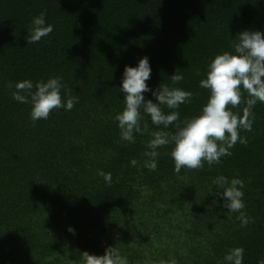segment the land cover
<instances>
[{
    "label": "trees",
    "instance_id": "16d2710c",
    "mask_svg": "<svg viewBox=\"0 0 264 264\" xmlns=\"http://www.w3.org/2000/svg\"><path fill=\"white\" fill-rule=\"evenodd\" d=\"M41 12L53 32L32 43ZM243 30L264 31V0H0V264H84L83 252L108 246L127 264H224L234 248L244 249L243 264H264V103L252 109V130L240 132L247 143L218 164L177 173L172 143L157 149L154 171L145 155L153 133L171 137L200 114L208 64L234 51ZM144 56L153 90L193 95L166 129L141 109L130 143L115 119L125 107L119 88L125 66ZM176 72L183 80L173 84ZM54 77L63 99L78 103L34 122L14 85ZM248 98L232 111L242 114ZM219 176L243 181L246 226L223 206Z\"/></svg>",
    "mask_w": 264,
    "mask_h": 264
},
{
    "label": "clouds",
    "instance_id": "9594fccd",
    "mask_svg": "<svg viewBox=\"0 0 264 264\" xmlns=\"http://www.w3.org/2000/svg\"><path fill=\"white\" fill-rule=\"evenodd\" d=\"M46 12H41L32 19L30 42H39L53 32V25L46 22ZM234 51H224L218 54L208 64L206 78L200 81V87L209 91L207 103L199 115L186 119L183 126L177 125V131L171 137L169 133L157 131L149 141L151 151L145 153L150 157L149 167L157 168L158 148L172 143L174 146L171 157L175 171L182 168L199 169L203 163L209 165L219 163L222 157L230 156L237 142L247 143L240 135L241 130L251 131L254 122L252 109L257 102L264 103V31L243 30L238 34V42L232 45ZM152 68L147 56L140 58L135 67L126 65L122 73L120 92L124 94L125 107L115 117L121 131V139L135 142L134 133L140 132L141 109L148 114L153 124L166 129L180 119L181 104L189 102L192 92L181 88H170L160 85L153 90L147 81L150 80ZM173 84L183 80V76L174 74ZM62 78H49L46 82L39 81L35 85L31 80L18 81L14 85L13 99L19 103H30V117L35 122L48 119L54 109L64 108L70 111L78 97L68 98L61 95ZM35 88V91L33 89ZM247 92L246 107L241 113H234L232 108L241 103L242 94ZM145 93H151L155 102L146 99ZM162 106L172 109L169 113ZM231 106V107H229ZM135 165L136 161L131 162ZM104 181L111 184V173H98ZM213 184L217 186L218 195L224 200L228 211L239 212L238 219L242 226L251 222V218L241 211L244 207L242 191L244 183L241 179H229L219 176ZM68 231L75 234V229L69 226ZM244 249L234 248L224 256V264H243ZM84 264H127L116 247L108 246L103 255L82 253Z\"/></svg>",
    "mask_w": 264,
    "mask_h": 264
}]
</instances>
